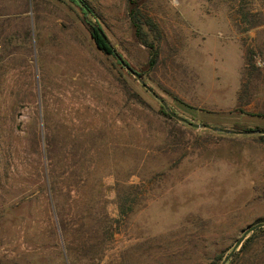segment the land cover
Listing matches in <instances>:
<instances>
[{"label":"rangeland","instance_id":"rangeland-1","mask_svg":"<svg viewBox=\"0 0 264 264\" xmlns=\"http://www.w3.org/2000/svg\"><path fill=\"white\" fill-rule=\"evenodd\" d=\"M134 1L153 64L129 0H0V264H215L264 222V138L163 115L87 25L177 115L262 131L264 0Z\"/></svg>","mask_w":264,"mask_h":264},{"label":"trees","instance_id":"trees-1","mask_svg":"<svg viewBox=\"0 0 264 264\" xmlns=\"http://www.w3.org/2000/svg\"><path fill=\"white\" fill-rule=\"evenodd\" d=\"M73 1L75 2V0H73ZM129 1H130V9H129L128 13H129V18H130L131 24L133 25L134 30H135V35L143 44L148 46L149 52H150L149 63L153 64L157 60V57H158V42L156 40L159 38H153V39L147 38V33L145 32L144 29H145V27H147L150 31H155L156 35H157L158 28L150 17H146V16L142 15L141 11L137 7L134 0H129ZM77 6H79V8L82 10L80 5L77 4ZM90 10H91V16H92L93 11H92V9H90ZM87 25H88V31L90 33V36L93 39L96 47L105 55H113L117 58L116 55H118V54L115 52L113 45L109 42V40L107 38H104L102 36V34L100 33L99 28L102 29L100 24H97L99 28L93 26L90 23H88ZM124 62H125V60H124ZM118 63H120V62L118 61ZM139 74L141 75V73H139ZM161 112L163 113V115H165L167 117H171L162 105H161ZM235 128L245 129V130H254L252 128L239 127L237 125H235ZM255 130H259V129L256 128ZM259 137L264 138V134H259ZM250 241H251L250 237L246 238L243 241L240 249L238 251H235L234 254L226 261L225 264H230L233 261V259L235 258V256H237V254H238L237 252L243 251L244 248L247 245H249ZM225 257H226V255L220 256L218 258V261L215 264H221V262L224 260Z\"/></svg>","mask_w":264,"mask_h":264},{"label":"water","instance_id":"water-1","mask_svg":"<svg viewBox=\"0 0 264 264\" xmlns=\"http://www.w3.org/2000/svg\"><path fill=\"white\" fill-rule=\"evenodd\" d=\"M76 2L83 8V10L85 11V13L88 15L90 14V8L89 6L84 2V0H76ZM90 24H92L93 26L98 27V25L96 23H93L92 21H89ZM100 33L102 34V36L104 38H107L106 35L104 34L103 30L101 28H99ZM118 61L121 63V65L128 71L130 72L132 75H134V77H136L137 80H139V82L154 96L156 97L159 102L161 103V105L165 108V110L168 112V114L173 117L174 119L189 124L191 126L194 127H206L209 128L213 131H220V132H224V133H234V134H245V133H259V134H264V130H230V129H226V128H221V127H217V126H211L208 124H203V123H193L190 122L189 120H187L186 118L177 115L175 112H173L167 105V103L165 102V100H163V98H161L160 96H158V94H156V92H154L141 78V75L133 70L126 62H124V60L122 59V57L120 55H116ZM264 226V222H259L256 223L254 225L249 226L244 232L243 234L236 240L235 244L233 245L232 249L230 250V252L227 254V256L224 258V260L221 262V264H225L226 261L234 254L235 250L240 246V244L243 242L244 238L246 237V235L252 231H254L256 228L259 227H263Z\"/></svg>","mask_w":264,"mask_h":264}]
</instances>
